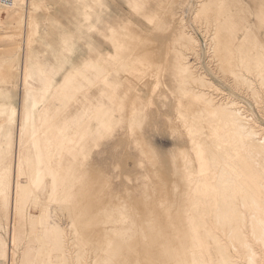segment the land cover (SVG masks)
Returning a JSON list of instances; mask_svg holds the SVG:
<instances>
[{"label": "rangeland", "instance_id": "rangeland-1", "mask_svg": "<svg viewBox=\"0 0 264 264\" xmlns=\"http://www.w3.org/2000/svg\"><path fill=\"white\" fill-rule=\"evenodd\" d=\"M28 7L0 23V264H264V0Z\"/></svg>", "mask_w": 264, "mask_h": 264}, {"label": "bare ground", "instance_id": "bare-ground-1", "mask_svg": "<svg viewBox=\"0 0 264 264\" xmlns=\"http://www.w3.org/2000/svg\"><path fill=\"white\" fill-rule=\"evenodd\" d=\"M28 3H29V0H16L15 4L12 5V6H2V5H0V23H2V22L5 23L6 22L9 25L16 24L17 21H18V18L21 17V15H24L25 25L27 26V18L29 17ZM2 8L12 9L13 12L15 13V15L11 16V17H3L2 11H1ZM16 14H17V16H16ZM3 18H5V20H3ZM205 98H204V100H205ZM209 102H211V101H209ZM228 103L229 102H227L226 104L222 103V105L218 104V106L215 105L213 110H215L218 115L224 116L226 119L230 118L231 120H233L232 118L234 117V115H236L235 114V110H234V108H232L233 106L230 107ZM219 141L217 140V142H215L216 147H217ZM215 145H214V147H215Z\"/></svg>", "mask_w": 264, "mask_h": 264}, {"label": "crops", "instance_id": "crops-1", "mask_svg": "<svg viewBox=\"0 0 264 264\" xmlns=\"http://www.w3.org/2000/svg\"><path fill=\"white\" fill-rule=\"evenodd\" d=\"M25 72L26 71L24 70L23 73H21V79H23L25 83H28V79L26 77ZM12 116H13V114L10 115V119L13 118ZM21 121H22L21 124H19L20 139L25 135V133L28 132L26 116L24 118H22ZM4 140L6 141L7 151L9 152L11 150V147H12V137H11L10 133L6 134L4 132V130L2 129L0 131V143L3 142Z\"/></svg>", "mask_w": 264, "mask_h": 264}, {"label": "built area", "instance_id": "built-area-1", "mask_svg": "<svg viewBox=\"0 0 264 264\" xmlns=\"http://www.w3.org/2000/svg\"><path fill=\"white\" fill-rule=\"evenodd\" d=\"M16 0H0V5L2 6H12L14 5Z\"/></svg>", "mask_w": 264, "mask_h": 264}]
</instances>
